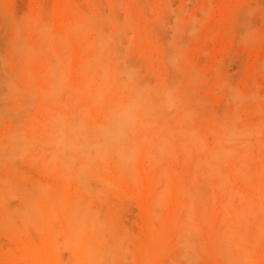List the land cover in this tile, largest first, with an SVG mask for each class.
I'll use <instances>...</instances> for the list:
<instances>
[{
	"label": "bare ground",
	"instance_id": "obj_1",
	"mask_svg": "<svg viewBox=\"0 0 264 264\" xmlns=\"http://www.w3.org/2000/svg\"><path fill=\"white\" fill-rule=\"evenodd\" d=\"M68 1H62L60 7L61 11L66 10L70 13V6L67 8ZM119 1L121 2V0H115L113 4L118 11H120L119 7L121 9V7L125 6H123L124 3L121 5ZM168 1L166 2L170 5ZM90 2L92 1L90 0ZM159 2L160 0L158 3ZM79 3L82 2L80 1ZM84 3L81 5V9ZM101 4L102 3H100V5ZM165 4L166 3H164V5ZM77 5L78 8L77 11L74 10L75 15L72 22L70 19L71 16H69L70 14H67L70 19L68 20L67 18V21L70 22V25L68 27V34H66L67 37L63 34L62 39L58 38V34L57 38H55L53 36L54 34H52L54 32H50V28H48L47 25H50V27L53 26L48 24L50 21L47 20L46 16H43L44 18L42 19L40 14H37L26 20V25L32 30V34L36 35L35 41L28 43L22 48V56L23 58L25 57L23 69L19 72L17 67H15L18 71L14 69L16 72L13 71L14 73L12 75L7 73L9 76L6 75L7 80L5 77L4 83L8 86L7 89L10 93H7L8 95L4 97V100H2L3 97H0L3 103L5 100H7L5 102L8 103V99L11 102V104H0V170L5 166V168H3L5 170L2 169L4 172L2 174L0 173V205H5V200L8 199L6 196H12L13 194L18 196L19 194V200L23 202L24 208H26V210L27 208L28 210L30 209L29 211L27 210L29 213L26 212V215H22L21 213L22 217L16 214L18 218H22L21 221H23L25 225L29 222L31 223L32 215L34 211H37L40 218H43L39 223L37 222L38 225L41 223L45 225L46 221L48 223H46L47 225H45V228L43 226L40 228L42 229L43 227L45 230H49L46 232L47 235L45 234L47 238L45 236L44 238L49 239L50 242L47 240V243H49L48 245L50 247L54 244V231L56 232V230H58L57 232H60L63 228L61 232L64 234H60L65 238L66 247L68 246L70 256L74 260L73 264H98L99 251L97 247L98 244H96L98 233L96 231H98L99 219L97 218L98 208L94 206V200L97 197V185L102 184L101 186L103 187V185L111 183V180L106 177L134 176V178H136L141 176H154V178L160 177L161 180L164 177H169L166 179L164 178L161 182H167L170 176H217L219 178H228L227 176H254L264 178V136H262V134H264V117L255 121H249L247 117L243 118V113H245V111L242 107L243 110H240L239 105H244V102H248L251 99V94H249V92L246 94L247 92L243 93L244 91L240 92L235 89H229V97L235 104L233 107V103L230 101L232 103L230 106L233 107L231 112H228L229 114L227 113V116L224 118L220 117V120L218 116V118H215V116L213 118L211 116L212 118L209 119L204 129H202V127L199 126L203 124L202 120V124L198 123L200 121L198 118H201L199 113L201 112L198 110V104L194 102L195 95L194 99H192L193 93L191 91L196 87L198 90L202 88L201 86H197L199 85L198 82L201 81V84L205 82V80L203 81L200 79V72L196 71L197 68H191L188 63L186 66V60H183L185 50L183 51L181 46L182 39L180 37L179 41L181 43H179L178 40H176V42L174 40L173 42L170 41L171 45L169 44L168 46L171 48H167L169 50L171 49V52L169 53V51H167V53H165L168 55L166 58L170 64L166 62V59L165 62L167 64L165 63V66L169 65L171 67L172 65L173 67H178L174 71L171 67L173 72L178 69L180 71H176L174 76H170L169 78V76L167 77L161 74L159 70L158 73H156V77H154L155 83L152 84L148 81L147 83L146 79H143L144 77L139 78V74L137 75V70L140 69L139 66L133 67L131 65V63L134 65L136 64L134 60L137 54L134 56L131 52L127 57V53L125 52L129 50L132 51L134 47L133 44L135 42L133 43L130 40V37L133 38L131 32L139 30V24H137L132 13L129 12L130 7L127 8L129 10L127 11L128 14L126 12V18L124 19V17L122 18L121 16L116 17L118 19L117 21L114 19L116 15L119 16L117 13H115L116 15L114 14L115 16H113V18L110 15L113 9H109V12H107L108 14L105 13L104 15L102 12H105V10L103 11L100 9L102 6H99L100 10H96V7L93 6L94 13L85 14L86 10H84V13L83 10H79V4ZM164 5H162V8ZM144 6H146V4ZM164 8L167 9L168 7L165 6ZM168 9L167 11L170 10ZM115 11L118 12L116 9ZM147 11H150V9ZM120 18L124 20L122 21ZM45 19L48 22H46ZM189 19L193 21L192 17H189ZM189 19L187 23L190 22L192 25H187L186 23L187 27H184L186 30H182L179 25L174 26L177 28L179 27V30H174L178 36H180L179 34L182 31L187 32L189 27L196 29V27H194L195 22H191ZM106 24L109 26H106ZM19 26H21V24L15 27V31L16 29L22 31L21 28L23 29V27ZM107 27L109 28L108 32L105 31ZM128 30H131V32L128 33ZM17 31L15 32L16 34L19 32ZM157 31L158 30H156V32ZM193 31L191 32L192 35L195 33H193ZM128 34H131L129 35L130 37H128ZM188 34L191 35L190 33ZM19 35V40L14 36V41H17L15 46L17 49L26 44L23 42L22 45L21 40H23V37L21 36L22 34ZM71 38L78 46L79 51H77V54L79 53L78 55L80 57L78 66L81 74V81L76 87L67 86L66 78L70 73H65L63 69L70 65L67 61L69 62L71 60V54L73 56ZM137 40L141 41L139 36ZM157 42H159V39ZM124 43H126L125 47H120L119 49V45ZM161 44H163V42ZM153 46H155V44H153ZM56 47L60 50H55ZM121 48L123 50L126 49L122 52ZM165 48L166 47H164V49ZM135 50L136 49L133 51L136 53ZM20 51L21 49L18 50V52ZM64 53H66V55ZM21 54H19V56ZM131 55H133L135 59H133ZM141 55L144 56L143 54ZM129 56L131 60L133 59L132 62H130ZM154 58L155 57L152 59ZM15 61L14 63L16 64L19 59L17 62ZM36 63H38L39 66H44H42L44 72H41V74L39 73L40 77L38 74H34L28 69ZM167 70L166 72L168 73L170 70ZM181 70L186 72V76L183 77L185 79H182V75H185V73ZM17 72L18 77H16L17 74L15 76ZM173 72H171V74ZM11 73L12 72H10V74ZM176 73H180V77H178ZM175 75L177 78L184 81L179 83L180 80H178ZM196 75H199L200 78L198 79ZM224 75L225 74H223V76ZM38 80H42L43 82L40 87H37ZM255 88H253V90ZM254 94L252 96V99L254 98L252 103L258 93L256 97H254ZM259 95L262 96L261 94ZM36 96H39L40 99L38 98L39 102L37 107L35 106L36 109L32 112L31 108L35 102ZM260 99L261 98H259V100ZM198 100H195L196 103H200ZM44 102L51 104V106L47 103L44 104L45 106H41ZM260 104H262V106H259ZM260 104H255V106L258 105V108L255 107L258 111L255 108L251 111L253 113L257 111L255 114L259 113L264 115V103L261 102ZM230 106L228 107L229 109H231ZM207 111H209V109ZM217 112L218 111H216V113ZM36 113H44V115L42 114V116H44L43 119L36 118ZM19 114L20 117L23 115L25 121V116L28 114L27 124H25L27 127H23V124L21 126V122L24 123L23 118L21 121L16 119V117L19 118ZM4 115H8L19 122L16 123L14 121L15 124L4 126L1 122ZM203 115L206 117L209 113L207 115L202 113V117ZM10 117L5 119L10 120ZM245 118L247 120H245ZM197 119L199 120L198 122ZM202 119L204 120V118ZM205 119L207 120V118ZM10 123H13L12 119ZM208 135H212L213 141H211V138V140H209V137L207 138ZM34 153L37 154V156ZM28 155H31L29 159L34 160L38 158V155H42L43 158H46L45 155L48 156L46 160L42 159L41 162L43 161L46 171L51 174L50 176L54 177L55 180L50 179V182H47L49 178L47 179L45 177L47 179L46 183L40 182L38 183V187L31 185H29V187L25 185L26 183H23L25 180L22 181L21 178L19 179L17 177V171L19 169L17 170L16 161L22 160L24 156L28 158ZM179 155H181L180 158L178 157ZM175 159L178 160L176 161ZM174 162L176 166L173 164V167L170 163ZM177 163H179V166H177ZM68 178L75 181L76 187L73 192L67 189L69 182H67L68 180L66 179ZM154 178L153 181H159L156 178L154 180ZM185 178L183 181H185ZM224 178L222 181H224ZM139 180L141 179H137L138 182ZM218 181H220V179ZM262 182H264V179ZM109 185L112 186L111 184ZM109 185L107 187H109ZM260 186L261 183L259 187ZM100 190H98V192ZM260 198L262 199V197ZM168 200H170V198ZM259 205L261 206L259 207L262 213L264 204ZM260 210L258 215L260 214ZM2 211L0 210V213ZM155 211L157 210L155 209L154 212ZM31 212H33V214H31ZM154 212L153 217L155 215L159 217V215ZM39 213H42L43 216ZM12 215L8 211L1 213L0 223L2 222L1 224H5L7 227L12 228V225L14 226L13 219L15 218L14 216V218H12ZM153 217L152 219L155 218ZM257 218L261 220L263 217L261 215V217L257 216ZM49 219L52 220L51 223H49ZM149 219L151 220V218ZM163 219L165 220L164 216L161 219L155 218L152 225L151 223L149 224V228L153 227L152 230H154L156 228L154 225L157 224L159 229L162 225L161 222L164 221ZM56 221L60 222L61 229L60 227L58 229L59 224H56L55 227L57 228L53 226ZM27 226L29 228V225ZM34 226H37V224ZM51 226L54 227H52L53 230L55 229L54 231H52ZM22 228L26 227L22 225ZM38 228L39 227H37V230L40 231V228ZM31 229L29 228V230ZM156 232L157 230L155 231V235L158 237ZM30 234L32 236L31 232ZM24 238L30 240L27 236H24ZM157 239L155 238V241ZM19 241L21 244L20 250L27 253V258L33 261L31 263L28 261L30 264H35L36 262L38 264H51L52 261L50 258L52 257L49 256V254L51 250L55 248V244L53 245L54 248H50V252L48 253L47 249H49V246L47 245V247L45 245L47 244L45 241L42 243V248L38 250H35L37 248L33 246L34 243L31 246L29 241H23L21 239ZM192 245L195 246V244ZM149 251L151 250L149 249ZM11 261H13V259H11ZM15 263L16 262H14V264ZM53 263L54 262H52V264Z\"/></svg>",
	"mask_w": 264,
	"mask_h": 264
},
{
	"label": "rangeland",
	"instance_id": "obj_2",
	"mask_svg": "<svg viewBox=\"0 0 264 264\" xmlns=\"http://www.w3.org/2000/svg\"><path fill=\"white\" fill-rule=\"evenodd\" d=\"M62 1L63 0H0V97H3L2 100H4V97L10 93L7 89L8 86L4 83L5 77L7 80V76L12 75L14 73L13 71L17 69L21 72L23 69V63L25 62V57L23 58L22 56V48L28 43L35 41L36 38V35L32 34V30L26 25V20L37 14H40L42 19L44 18L43 16H46L47 20L50 21L48 22L45 19L46 22L53 26L50 27V25H47L48 28H50V32H54L52 34H54L53 36L55 38H57L58 34V38L62 39L63 34L65 36L68 34L70 22L67 21V18L68 20L71 19L72 22L75 11H77L78 8L77 4H79V10H83V12L86 10V13L84 12L85 14L94 13L93 6L96 7V10L100 8L99 6H102L100 9L103 11L105 10V12H102L104 15L109 12V9H113V12H111L110 15L113 18V16L116 15L115 13H117L119 16L116 15L114 17L117 21L118 19L116 17L121 16L125 19L128 14L127 11L130 9L129 12L132 13L137 24H139V30L135 32L128 30V33H132L133 38L129 36L131 34H128V37H130V40L133 43L135 42V45L133 44L134 47L132 48V51L129 50L125 52L127 53V57L131 52L134 56L135 54L138 55L135 56L136 59L131 55V57L135 59L136 66L132 63L131 65L133 67L139 66L140 69L137 70V75L139 74V78L144 77L143 79H146V82L148 81L154 84V77H156V73H158L159 70L161 71V74L167 77L169 76V78L170 76H174V73L179 69L173 72L178 67H173L171 65L173 71L171 70L168 59L166 58L168 55L165 53H167V51H169V53L171 52V49H168L171 48L168 46L169 44L171 45L170 41H179V37L182 39H180L182 43L180 41L179 43H181L183 51L185 50V53L183 52V60H186V66L189 64L191 68H197V70H195L200 72L199 75L201 76L200 78L199 75H196L197 78H200L203 81L205 80V82H202L201 84V81H197L199 85L196 83L198 87L201 86L202 88H199L198 90L195 86L196 88L191 91L193 93L192 99H194L195 95L194 102L195 104H198V110L201 112L199 113L201 118H198L200 121L197 119V122L199 121L198 123L203 124L199 125L197 122L195 123L201 126L202 129H204L210 118H214L215 116V118L219 117L220 120V117L224 118L227 116L228 112H231L235 104L229 97V89H235L240 92L244 91L243 93L247 92L246 94L249 92V94H251V99L248 102H244V105H239L240 110L244 109L245 111V113L242 111L244 115L243 118L247 117L249 121H255L264 117V115L259 113L255 114L258 111L255 108L258 105L255 106V104H260L261 102L264 103V0H166L170 5L165 0H160L159 3V0H121V2L119 1L120 4L122 5V3H124L123 6L125 5L124 7L126 9L124 7H121L120 9L119 7L120 11H118L113 5L115 0H91L92 2H90V0H64L65 2L68 1L67 3L70 4H67V8L70 6V13L66 10H64L65 12L60 10ZM80 1L82 3H79ZM83 3L84 7L82 6L81 9ZM100 3L102 4L100 5ZM164 3L166 4L164 5ZM145 4L146 6H144ZM162 5H164L163 8ZM165 6L170 10L167 8L169 10L167 11V9L164 8ZM146 9H150V11H147ZM41 11L44 15L41 14ZM67 14H70V19ZM189 17H192L193 21H191ZM122 18L120 19L123 21L124 19ZM188 19L191 22H195L194 27H196V29H194L188 26L189 30L187 32L191 35L186 31H182L183 29L186 30L184 27H187L188 24L192 25L190 22L187 23ZM46 22L44 23L47 24ZM18 24H21L23 27V29L21 28L23 33L20 29H16V31H19H17L18 34L15 33V27H17ZM175 25H179L182 28V32L179 34L180 36L174 32L176 29L179 30V27H174ZM106 26L109 25L106 24ZM108 30L109 28L107 27L105 31L108 32ZM156 30L159 32H156ZM192 31L193 33L195 32L193 35L191 33ZM19 34H22L21 36L23 37V40L20 38L22 45L23 42L26 43L19 48L21 49L20 52H18L19 49L15 47L17 41H14V36L19 40ZM138 36L141 41L137 40ZM158 39L159 42H157ZM70 41L73 47V56L71 54V60L69 62L67 61V63H70L68 66L69 68L66 66L63 69L65 70V73H70L69 75L66 74L67 86L70 85L71 87H76L81 81V74L78 66L80 57L78 55L79 53L77 54V51H79L78 46L72 38ZM162 42L165 46L161 44ZM153 44H155V46H153ZM120 45L119 49L120 47H125L126 43ZM164 47L166 48L164 49ZM122 48L121 51L123 52L126 48L124 50ZM57 49L59 48L56 47L55 50ZM134 49H136V53L133 51ZM160 52L164 54H161ZM18 53L22 54L19 56ZM64 54L66 55V53ZM153 57L155 58L152 59ZM129 60L132 62L131 58ZM165 60L169 65L165 66L167 64ZM14 61L18 62L15 64ZM42 66H39V64L36 63L28 69H30L32 73L38 74L40 77L41 72H44V66ZM15 67H17V69ZM166 70H170L168 72L169 74ZM10 72L12 73L10 74ZM171 72L173 73L171 74ZM182 72L185 73V75H182V79H185L183 77L186 76V72ZM7 73H9V75H7ZM223 74L225 75L223 76ZM176 75L180 77V73H176ZM176 75L175 77L177 78ZM15 76L18 77V72L15 73ZM177 79L180 80L179 83L184 81L179 78ZM37 83V87H40L43 82L42 80H38ZM253 88L255 89L253 90ZM256 89L258 95L261 94L262 96L257 95ZM252 93H255L254 97H256V95L258 97L254 100L256 103L254 101L252 103V100L254 99H252ZM7 97L11 98L10 96ZM38 98L39 96L35 97L34 106L32 105L31 108L32 112L37 107L40 99ZM259 98L261 99L259 100ZM2 100L0 101V104L3 103ZM195 100L200 101L202 106L200 103H196ZM5 101L3 104L7 103ZM230 101L233 103V107L230 106L232 105ZM9 102L8 99L7 104H11V102ZM46 103L47 102H44L41 106H45L44 104ZM48 105L51 106V104ZM229 106L231 109L228 108ZM259 106H262V104ZM253 108L257 110L256 112L254 110L255 113L251 111ZM208 109L209 111H207ZM216 111L218 112L216 113ZM202 113L205 115L209 113V115L206 117L203 115L202 117ZM42 114L44 115V113ZM42 114L36 113V118L43 119L44 116H42ZM8 117L10 116L4 115L1 120L4 126L15 124V122L18 123L19 121H16V119H19L20 121L22 118L24 119L23 115L20 117V114L19 118L16 117L15 120L11 117L10 120L5 119ZM25 117L26 121L24 119V123L21 122V126L23 124V127H27L25 124H27L28 114ZM202 118H204V120ZM205 118H207V120ZM11 119L13 120V123H10ZM247 119L245 118V120ZM210 136L208 135L207 138L209 137V140L212 139L211 141H213L212 135ZM262 136H264V134H262ZM35 155L37 156V154ZM46 155V158H43L42 155H38V158H35V160L29 159L31 155H28V158L27 156H24L22 160L20 159V161H16L17 170L19 169L17 171V177L19 179L21 178L22 181L25 180L23 182L24 184L26 183L25 185L38 187V183H46L48 178L47 182H50V179L55 180V178L51 177V174L46 171L43 161L41 162L42 159H47L48 156ZM178 157L180 158L181 155ZM175 160L177 161L178 159ZM173 164L176 166L175 162L170 163V165ZM178 164L179 163H177V166H179ZM3 168H5V166H3L2 169ZM2 169L0 170L1 174L4 172L3 170H5ZM180 177L170 176V179H168L167 182H161L165 177H161L163 178L162 180L160 177H155L159 180L157 182L154 176H141L136 178H134V176H109L106 178L111 180V183L109 184L113 187L109 184V187H107V184L102 187V184L100 185L98 183L100 186L97 185V189L101 190L99 192L98 190L96 191L97 197L94 200V206L98 208L97 218L99 219L97 227L98 231H96L98 233V238L96 237V244H98L97 247L99 251L98 264H264V210H262L263 212L261 213V206L259 205L264 204V182H262L264 178L254 176H227L228 178L223 177L224 181H222L223 178L217 176ZM183 177H186L187 180L185 178V181H183ZM153 178L155 181H153ZM137 179H141L142 181L139 180L138 182ZM219 179L220 181H218ZM66 180L69 182V187L67 186V189L73 192L76 187L75 181L71 178ZM259 181L261 183L260 187ZM9 196H6L8 199L5 200V205H0V210L4 211L1 213H5V211H8L11 215L14 213L12 218H16V214L22 217L23 214L26 215L29 213L27 212L28 208L26 210L23 202L19 200V194L18 196H15L14 194L10 197ZM260 197H262V199ZM169 198L170 200H168ZM153 208L157 211L154 212L155 209ZM259 210L260 216L258 215ZM153 212L155 214L157 213L160 217L159 218L154 214L155 218L161 219L163 216L165 218V220L163 219L164 221H162L163 223L161 222L162 225L159 229L157 224L154 225L156 226V228L154 227V230H152L153 227L149 228V224L151 223L152 225V222H154L153 220H155ZM31 214H33V212H31ZM39 214L42 215V213ZM33 215L31 223H27L29 228H32L33 231L32 229L29 230L28 226L21 221L22 218H18V216V219H13L14 226L12 225V228L7 227L5 224H1L2 222L0 223V264H14V262H16L15 264H30L33 262L27 258V253L20 250V239L23 241H29L31 246L34 243L33 246L37 248L35 250L42 248L41 246L44 241L45 243H47V240L50 242L49 239L44 238V236L46 237L47 235L46 232L49 231L48 229H44L45 225L48 224L47 221L45 222V225L43 223L38 225L43 218H40L37 211H34ZM261 215L263 218L260 220L257 216L261 217ZM152 217L154 219H152ZM149 218H151V220ZM49 221V223H51L52 220L49 219ZM35 223L37 226H34L36 225ZM59 223L60 222L56 221L53 226L55 227L56 224ZM22 225L27 229L22 228ZM41 226L44 228L42 227L41 229ZM53 226H51V229ZM60 226L61 225L59 224L58 229ZM37 227L40 228V231L37 230ZM54 230L52 229V231ZM62 230L63 228L61 231ZM156 230L158 237L155 235ZM57 231L58 230H56V232L54 231L55 240L53 242L55 245L52 244L50 247L48 245L49 243L45 244L46 246H49H47L49 248L47 249L48 253L50 252V248H52L53 245L55 246L49 254V256L52 257L50 259L55 264H73L74 260L70 256L68 246L66 247L65 238L62 236L64 233ZM30 232L32 233V236ZM24 236H27L30 240H26ZM155 238L158 239L155 241ZM192 244H195V246ZM149 249L151 251H149ZM11 259H13V261H11ZM28 261H30V263ZM35 264L38 263L36 262Z\"/></svg>",
	"mask_w": 264,
	"mask_h": 264
}]
</instances>
